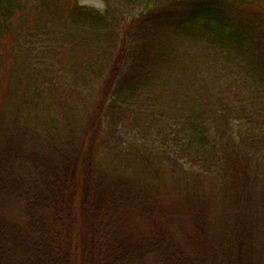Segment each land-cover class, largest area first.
Returning a JSON list of instances; mask_svg holds the SVG:
<instances>
[{
    "label": "trees",
    "instance_id": "16d2710c",
    "mask_svg": "<svg viewBox=\"0 0 264 264\" xmlns=\"http://www.w3.org/2000/svg\"><path fill=\"white\" fill-rule=\"evenodd\" d=\"M105 1L0 0V93L46 41L99 83L46 133L5 96L0 264H264V0Z\"/></svg>",
    "mask_w": 264,
    "mask_h": 264
},
{
    "label": "rangeland",
    "instance_id": "374dc122",
    "mask_svg": "<svg viewBox=\"0 0 264 264\" xmlns=\"http://www.w3.org/2000/svg\"><path fill=\"white\" fill-rule=\"evenodd\" d=\"M79 3L102 13L105 12L107 8L105 0H79ZM261 4L260 11H263L264 3ZM30 41L31 40L26 41L28 46H30ZM32 49L37 51L34 58V68L37 69L26 71L23 67L18 66L19 63L16 65L19 73H15L14 78H8L6 82L4 80L3 85H1L2 93H0V111L2 110V103H4L5 96L9 95L11 92H16L19 97L17 98L16 96L11 99V105L8 107L14 108V105L19 103L23 97L33 101L36 105L20 112V116L25 117L24 119H26V123L31 125V127L35 126L38 130L44 133L47 132V129H41L40 126L44 127L45 123H40V117H50V115H52L51 122L53 123L57 120V128H61L60 123L68 121L72 114V109L67 105V102L72 107L76 105L80 109L89 107L88 111L89 113H92L94 111V102L90 103L86 98L94 100L97 97L99 83L93 82V80L88 77L85 80H83L82 77H76L74 72L70 70L72 64L74 65V63H76L79 65L77 59H81L82 57V54L79 53L78 46L75 47V50L71 49V46H69L58 47L53 51L50 43L46 41V43L40 46L39 50H37V47H33ZM14 70H12L9 65L6 74L12 76ZM103 74H105V71L102 72L99 77ZM32 81L36 83V87L32 86ZM49 102L55 104L64 103V110L62 112L54 110V113H46L42 107L48 106L47 104H49ZM87 114L88 112L83 115L85 123H88ZM104 118H110V115L106 112L102 115L100 128L103 134H112L123 139H127L131 136V133L117 131L114 126L110 129L108 123L103 122ZM49 121L50 118L48 119V124ZM128 147L129 144H124L121 148L127 149ZM101 151L109 152L107 149ZM120 170L122 171L119 167L118 171Z\"/></svg>",
    "mask_w": 264,
    "mask_h": 264
}]
</instances>
